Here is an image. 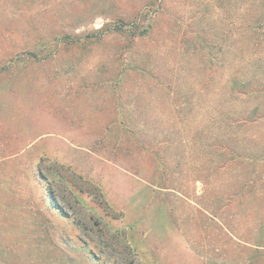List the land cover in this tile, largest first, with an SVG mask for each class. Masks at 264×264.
<instances>
[{
  "label": "rangeland",
  "instance_id": "rangeland-1",
  "mask_svg": "<svg viewBox=\"0 0 264 264\" xmlns=\"http://www.w3.org/2000/svg\"><path fill=\"white\" fill-rule=\"evenodd\" d=\"M0 264H264V0H0Z\"/></svg>",
  "mask_w": 264,
  "mask_h": 264
},
{
  "label": "trees",
  "instance_id": "trees-1",
  "mask_svg": "<svg viewBox=\"0 0 264 264\" xmlns=\"http://www.w3.org/2000/svg\"><path fill=\"white\" fill-rule=\"evenodd\" d=\"M114 31H118V32H121L122 30H121V28H114L113 29ZM102 31H103V29L102 30H99V32L100 33H102ZM132 34H133V32H132ZM142 34H139L138 36H141Z\"/></svg>",
  "mask_w": 264,
  "mask_h": 264
}]
</instances>
